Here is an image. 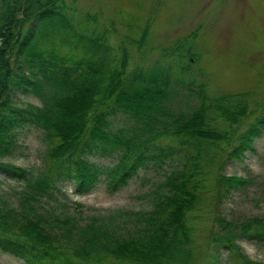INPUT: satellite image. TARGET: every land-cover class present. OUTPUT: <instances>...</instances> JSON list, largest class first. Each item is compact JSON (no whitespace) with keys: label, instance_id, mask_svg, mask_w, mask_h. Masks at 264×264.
Listing matches in <instances>:
<instances>
[{"label":"trees","instance_id":"1","mask_svg":"<svg viewBox=\"0 0 264 264\" xmlns=\"http://www.w3.org/2000/svg\"><path fill=\"white\" fill-rule=\"evenodd\" d=\"M68 10L64 0H0V179L18 186L0 195V251L24 264H225L224 247L244 264H264L233 242L264 244L263 218L249 217L237 229L215 215L225 234L212 235L205 254L197 251L193 219L209 186L218 205L252 181L221 169L224 157L242 161L256 151L264 102L249 108L245 93L206 95L204 85H183L163 60L128 70L125 44L116 51L94 15L78 21ZM148 29L128 40L138 51ZM194 35L177 39L170 55L185 57ZM186 55L190 62V49ZM29 127L45 144L37 171L3 160ZM104 158L111 164L94 161ZM101 175L109 193L133 178L148 183L145 206L85 219L54 207L62 184L85 194Z\"/></svg>","mask_w":264,"mask_h":264},{"label":"rangeland","instance_id":"2","mask_svg":"<svg viewBox=\"0 0 264 264\" xmlns=\"http://www.w3.org/2000/svg\"><path fill=\"white\" fill-rule=\"evenodd\" d=\"M64 1L70 7L68 15L78 21L86 13L94 15L98 30L105 34L107 42L116 51L122 42L125 44L129 54L128 70L138 66L147 68L155 61L163 60L171 63L174 77L183 85L190 84L187 86L194 89L204 85L206 95L245 93L249 108H253L257 101L264 102V0ZM148 25L144 46L138 51L128 40H138L141 30ZM193 32L194 37L188 41L190 45L184 48L191 50L190 62L186 55L188 49L183 52L185 57L179 60L171 56L169 50L174 47V42ZM67 48L70 47L64 45V49ZM177 88L186 92L185 87ZM24 101L38 104L33 96L24 97ZM187 103L193 104L189 99ZM114 123L118 128L124 121L121 117ZM170 140L163 138L162 142ZM254 146L256 151L247 153L242 161L226 162L224 157L221 169L222 174L251 177L252 181L233 189L218 205L209 186L207 193L203 194L204 202L193 211L197 251L211 252L215 244L211 236L225 234L217 227L215 215L231 221L237 229L249 217L264 219V134L255 140ZM44 149L40 131L29 127L18 135L15 151L3 160L37 171L42 166ZM94 161L101 165L112 162L110 158ZM104 178L105 175H101L96 187L85 194H75L72 183L62 184L63 194L57 195L59 202H54V207L78 215L80 211L79 216L85 219L116 208L139 209L145 206L141 194L148 188V183L133 178L124 188L109 193ZM17 187L14 182L0 179V195L12 194L7 191ZM74 203L81 206L75 207ZM233 242L239 252L250 259L264 261V244L246 238H236ZM221 253L225 264H244L236 254L227 256L228 250L224 247ZM0 264L24 263L0 251Z\"/></svg>","mask_w":264,"mask_h":264}]
</instances>
